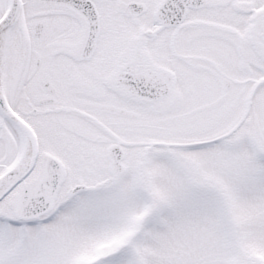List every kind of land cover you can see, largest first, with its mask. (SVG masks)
Masks as SVG:
<instances>
[{
	"label": "snow or ice",
	"instance_id": "snow-or-ice-1",
	"mask_svg": "<svg viewBox=\"0 0 264 264\" xmlns=\"http://www.w3.org/2000/svg\"><path fill=\"white\" fill-rule=\"evenodd\" d=\"M0 264H264V0H0Z\"/></svg>",
	"mask_w": 264,
	"mask_h": 264
}]
</instances>
